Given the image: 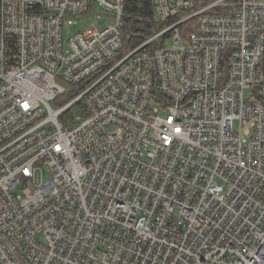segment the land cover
<instances>
[{
	"label": "built area",
	"instance_id": "1",
	"mask_svg": "<svg viewBox=\"0 0 264 264\" xmlns=\"http://www.w3.org/2000/svg\"><path fill=\"white\" fill-rule=\"evenodd\" d=\"M198 1L0 0V264H264V0Z\"/></svg>",
	"mask_w": 264,
	"mask_h": 264
},
{
	"label": "trees",
	"instance_id": "2",
	"mask_svg": "<svg viewBox=\"0 0 264 264\" xmlns=\"http://www.w3.org/2000/svg\"><path fill=\"white\" fill-rule=\"evenodd\" d=\"M124 33L126 44L135 47L153 35L160 24L155 20L153 0H125ZM193 21L182 26V37L186 40L191 33Z\"/></svg>",
	"mask_w": 264,
	"mask_h": 264
},
{
	"label": "rangeland",
	"instance_id": "3",
	"mask_svg": "<svg viewBox=\"0 0 264 264\" xmlns=\"http://www.w3.org/2000/svg\"><path fill=\"white\" fill-rule=\"evenodd\" d=\"M208 0H199V3H205ZM99 20L97 19V14L90 15L88 17H85L79 21L77 25L67 27L64 30V36L66 39H69L70 37L80 33L85 32L89 29H92L93 27L99 26Z\"/></svg>",
	"mask_w": 264,
	"mask_h": 264
}]
</instances>
